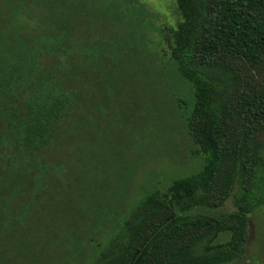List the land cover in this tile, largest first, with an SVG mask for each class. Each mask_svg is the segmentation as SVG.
Listing matches in <instances>:
<instances>
[{
    "label": "trees",
    "instance_id": "trees-1",
    "mask_svg": "<svg viewBox=\"0 0 264 264\" xmlns=\"http://www.w3.org/2000/svg\"><path fill=\"white\" fill-rule=\"evenodd\" d=\"M175 1L182 21L160 28L159 66L90 54L89 15H75L70 0H0V264L242 259L251 216L264 206L257 185L264 174V82L247 79L264 67V0ZM20 5L30 6L36 28L20 23ZM176 87L189 92L184 101L172 95ZM114 97L152 146L128 145L137 160L120 164L117 182L104 184L88 207L61 203L59 221L43 198L44 189L59 186L47 169L68 167L71 126L85 121L84 109L94 117L96 108L110 113ZM179 120L189 156L202 166L165 183L149 177L133 199L139 167L171 151V140L159 141L163 124L173 128ZM230 199L236 210L220 212ZM129 201L130 209L120 210ZM118 225L104 246L102 232Z\"/></svg>",
    "mask_w": 264,
    "mask_h": 264
},
{
    "label": "rangeland",
    "instance_id": "rangeland-1",
    "mask_svg": "<svg viewBox=\"0 0 264 264\" xmlns=\"http://www.w3.org/2000/svg\"><path fill=\"white\" fill-rule=\"evenodd\" d=\"M69 3L75 6V15L85 17L89 15L93 28L89 33L88 52L103 54L109 59L124 63L129 59H141L145 63L151 62L160 66V59H164L160 28L165 25L176 28L182 21L175 0H70ZM19 8L20 23L30 29L36 28L35 20L28 15L30 6L20 5ZM76 41L78 38L75 35L74 43ZM105 49L107 51H104ZM239 72L243 73V69ZM250 77L259 84L264 82V67L249 71L247 79ZM173 92L174 98H183V101L187 95L189 96V92L180 87L174 88L172 95ZM113 102V110L110 113L103 108H96V117L90 115L88 109H84L87 118L71 126L72 138L68 139L70 141L66 144L71 157L70 160L66 157L70 161L68 167L57 169L50 166L47 169L55 176L59 186L57 191L44 189L46 193L43 198L44 201L52 203L50 215H55V219L59 221L63 214L61 203L71 202L86 208L91 201L94 202L93 196H98L104 184L117 182L121 171L120 164L132 163L137 156V152H132L128 145L134 144L137 150L139 147L146 149L152 146L150 137L135 126L133 119H125L124 114L130 110L121 108L120 98L114 97ZM128 106L130 107L129 103ZM103 128H110L114 136L107 134ZM161 133L160 142L169 141L171 144L172 141L171 151L169 148L164 149L139 167L135 185L130 189V195H134L133 199L138 200L143 193L141 188L149 184L150 178L157 183L159 180L165 183L177 175L191 174L202 166L201 158L193 159L189 156V142L180 120L178 126L173 128L171 124L164 123ZM175 134L178 135L174 137ZM261 143L264 144V134L261 136ZM257 185L260 195L264 194V174L259 175ZM80 189H83V197ZM131 203L129 201L120 210L128 211ZM235 210L233 200L230 199L220 212L228 213ZM47 216L48 213L43 214L41 219L46 220ZM16 220L22 222L21 217ZM119 225L114 231L107 229L102 232L104 246L119 234L121 230ZM248 233L249 240L242 259L232 264H264V206L251 216ZM86 241L89 242V239L86 238ZM90 248L88 243L85 250Z\"/></svg>",
    "mask_w": 264,
    "mask_h": 264
}]
</instances>
